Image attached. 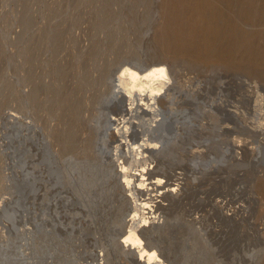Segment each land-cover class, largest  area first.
Instances as JSON below:
<instances>
[{
    "label": "rangeland",
    "instance_id": "374dc122",
    "mask_svg": "<svg viewBox=\"0 0 264 264\" xmlns=\"http://www.w3.org/2000/svg\"><path fill=\"white\" fill-rule=\"evenodd\" d=\"M166 2L0 0V264H264V76Z\"/></svg>",
    "mask_w": 264,
    "mask_h": 264
},
{
    "label": "bare ground",
    "instance_id": "6f19581e",
    "mask_svg": "<svg viewBox=\"0 0 264 264\" xmlns=\"http://www.w3.org/2000/svg\"><path fill=\"white\" fill-rule=\"evenodd\" d=\"M165 11L167 52L264 76V0H167ZM259 193L264 201V182Z\"/></svg>",
    "mask_w": 264,
    "mask_h": 264
}]
</instances>
